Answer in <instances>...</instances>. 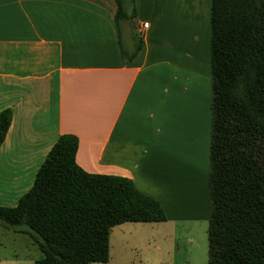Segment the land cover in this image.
I'll return each instance as SVG.
<instances>
[{"label": "crops", "instance_id": "crops-1", "mask_svg": "<svg viewBox=\"0 0 264 264\" xmlns=\"http://www.w3.org/2000/svg\"><path fill=\"white\" fill-rule=\"evenodd\" d=\"M182 1L135 0L136 18L118 26L115 0H0V112L12 111L0 207H16L60 136L72 135L85 172L132 180L165 223L207 227L211 0ZM16 228L0 234L28 236L36 251Z\"/></svg>", "mask_w": 264, "mask_h": 264}, {"label": "trees", "instance_id": "trees-1", "mask_svg": "<svg viewBox=\"0 0 264 264\" xmlns=\"http://www.w3.org/2000/svg\"><path fill=\"white\" fill-rule=\"evenodd\" d=\"M115 1L118 26L136 18L134 0ZM210 52L208 264H264V0H211ZM11 124L0 112V148ZM78 146L60 136L31 190L0 207V227L28 228L34 264H107L115 227L168 220L132 180L81 169Z\"/></svg>", "mask_w": 264, "mask_h": 264}, {"label": "rangeland", "instance_id": "rangeland-1", "mask_svg": "<svg viewBox=\"0 0 264 264\" xmlns=\"http://www.w3.org/2000/svg\"><path fill=\"white\" fill-rule=\"evenodd\" d=\"M186 1L188 4L185 6L188 7L190 2ZM208 226L209 224L207 227L201 224L172 225L165 222L126 223L117 226L111 234L110 261L107 264H208ZM19 230L28 228L22 225L16 228V231L20 232ZM29 244L30 238L23 234L16 241L13 238H3L0 234V257L19 255L23 258L33 253L39 257V250L34 251ZM157 246L161 249L158 252L155 250ZM25 259L20 264H34L29 258Z\"/></svg>", "mask_w": 264, "mask_h": 264}, {"label": "built area", "instance_id": "built-area-1", "mask_svg": "<svg viewBox=\"0 0 264 264\" xmlns=\"http://www.w3.org/2000/svg\"><path fill=\"white\" fill-rule=\"evenodd\" d=\"M148 26H149L148 24H144V25H143V29H144V30L147 29ZM141 34H142V33H141Z\"/></svg>", "mask_w": 264, "mask_h": 264}]
</instances>
